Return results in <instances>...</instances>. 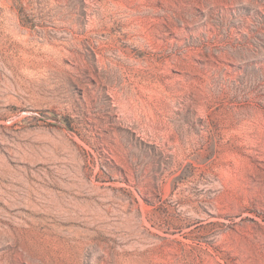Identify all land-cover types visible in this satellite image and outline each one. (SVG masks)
<instances>
[{"label":"rangeland","instance_id":"rangeland-1","mask_svg":"<svg viewBox=\"0 0 264 264\" xmlns=\"http://www.w3.org/2000/svg\"><path fill=\"white\" fill-rule=\"evenodd\" d=\"M0 264H264V0H0Z\"/></svg>","mask_w":264,"mask_h":264}]
</instances>
